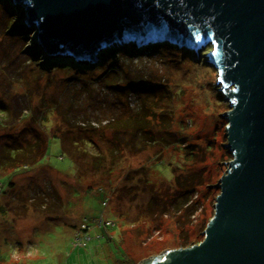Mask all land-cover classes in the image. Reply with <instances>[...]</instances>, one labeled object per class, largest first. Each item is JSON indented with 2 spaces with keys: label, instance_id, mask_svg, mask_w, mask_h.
<instances>
[{
  "label": "rangeland",
  "instance_id": "obj_1",
  "mask_svg": "<svg viewBox=\"0 0 264 264\" xmlns=\"http://www.w3.org/2000/svg\"><path fill=\"white\" fill-rule=\"evenodd\" d=\"M1 14L0 144L5 141V125H14V133L21 135L23 128L42 130L40 121H49L43 128L48 137L47 153L38 163L26 170H0V210L5 211L0 214L2 264H121L120 260L131 264L133 261L140 263L152 253L179 248L172 225L151 230L141 243L131 242L123 236L136 219V207L145 205L150 199L149 189L143 191L142 182L146 177L157 188L171 185L175 174L179 173L177 168L186 170L192 166L190 159L195 157L194 154L202 156V162L195 167L205 176L197 195L206 205V215L201 217L208 219L214 213L215 204H209L213 202V196L207 186L217 184L232 155L225 147L228 124L225 113L230 110V104L219 90L217 70L206 62L207 50L211 47L204 48L199 54L193 51L192 56L160 52L121 60L123 68L117 69L121 72L125 68L120 73L124 80L154 82L172 89L175 120L171 145L160 142L122 160L120 175L119 171L114 173L112 189L136 188L117 205L111 199L109 189L100 185L93 175L80 178L75 161L60 139L53 136L59 121L57 115L52 111L54 116H48L51 107L57 106L60 112L71 113L70 119L74 123L81 124L82 120L89 119L91 109H94L92 105L100 102L94 94L100 92L99 87L92 79L80 80L58 71L42 70L37 65L40 57L32 58L28 54L29 42L5 33L7 26ZM177 44H173L178 47L177 51L186 48ZM132 90L133 86L127 88L126 93ZM84 91L92 93V102L79 101V95ZM131 94L130 103L137 106L140 98ZM26 136L30 138L31 134ZM93 138L100 151H106L112 135L98 131ZM94 151L91 149L92 153ZM141 168L143 170L136 172ZM128 175L132 178H127ZM102 214L107 217L105 221L113 220L116 227L106 230L95 227L96 220L104 218ZM122 214H129L126 222L123 221L125 218H118ZM84 223L91 226L93 239L87 242V247H80L74 242V232L87 237L85 232L89 228L83 231ZM193 231L190 236L194 235ZM200 237L202 240L203 236Z\"/></svg>",
  "mask_w": 264,
  "mask_h": 264
},
{
  "label": "water",
  "instance_id": "obj_2",
  "mask_svg": "<svg viewBox=\"0 0 264 264\" xmlns=\"http://www.w3.org/2000/svg\"><path fill=\"white\" fill-rule=\"evenodd\" d=\"M50 56L92 60L119 42L170 41L218 72L232 160L204 238L138 264H264V0H12ZM213 185H208L211 187Z\"/></svg>",
  "mask_w": 264,
  "mask_h": 264
},
{
  "label": "trees",
  "instance_id": "obj_3",
  "mask_svg": "<svg viewBox=\"0 0 264 264\" xmlns=\"http://www.w3.org/2000/svg\"><path fill=\"white\" fill-rule=\"evenodd\" d=\"M0 12L5 26H7L5 33L10 37H18L28 41L30 44L27 49L28 54L32 58L40 57L37 65H40L42 70L58 71L80 80L92 79V82L99 87L100 92L94 94L98 96L100 102L97 101L92 105L94 109H91L92 113L89 119L82 120L81 124L74 123L70 119L71 113L60 112L57 106L51 107L52 110L48 111V116H54L51 114L52 111L57 115L59 121L53 131V136L60 139L64 148L75 161L77 172L81 175L80 178L93 175L94 178H97V182L100 181V185L109 189L111 199L117 205L121 204L124 196L131 195L136 187L133 189L127 187L112 189L114 173L119 171L120 175L119 168H121L120 164L124 158L135 156L144 148L147 149L148 146L152 147L160 142L171 145L172 136H174L175 112L172 105L174 104L175 93L164 84L154 82L147 84L131 78L124 80L120 77L123 69L119 72L117 68L120 66L123 68L121 65L123 59L132 60L160 52H168L174 55L182 53L185 56H192L193 50L185 48L177 51L176 45L164 40L149 41L141 43V45H136L133 42L114 43L102 49L90 61L74 57L50 56L39 44L35 26L26 21V13L22 5L15 4L12 0H0ZM210 50L211 48L207 52L209 53ZM131 86H133V90L126 93L127 88ZM131 93H135L140 98L137 106L133 107L130 103ZM92 100L94 99L89 91H84L79 95L80 102H92ZM4 111L6 112V110ZM46 121V119L40 121V126L44 128L49 123ZM43 128L42 130L23 128L22 134L17 135L14 133V125H5L3 129L5 141L0 144V170L3 172L20 168L26 170L37 164L46 155L48 149V137ZM98 131L100 134L109 132L112 135L106 151H100L94 141L93 136ZM27 133L31 134L30 138L26 136ZM160 134L164 135L160 136ZM126 135H129V138H126ZM91 149L96 150V152L92 153ZM193 156L195 157L190 159L192 163L190 168H186V170L177 168L179 173L175 174L174 182L171 185H162L161 188H157V185L149 183L147 175L145 176L146 179L142 182L143 191L149 189L150 199L145 205L136 207V219L131 223L128 231L124 230L126 235H122L123 237L131 242L141 243L146 235L151 233V230H161L164 226L172 225L180 247H188L202 241L200 236L204 238L203 233L214 213L208 219L201 217L206 215V205L198 199L197 195L199 194L198 187L204 184L205 176L202 171L195 167L202 162V156L197 154ZM139 170L143 169H138L136 172ZM127 178L132 177L128 175ZM208 189L211 191L210 196H213V202L209 204H215L219 190L215 188V185L208 187ZM56 196L61 199L59 194L56 193ZM134 196L135 194L132 197L134 198ZM33 204L36 205V203ZM3 212L5 211L0 210V214ZM128 216L129 214H122L118 218L121 220L125 218L123 221L126 222ZM102 217H104L103 214ZM105 218L107 217L100 219V221L96 220L97 225L95 227L101 230L111 227L106 225ZM110 221L113 222V220ZM86 227L84 230L89 228L87 231L89 239L85 242V246L80 247H87V242L93 239L90 235L91 226L87 224ZM192 229L195 233L190 236ZM74 239H76L75 232ZM74 242L79 246L76 240ZM121 256L124 258L123 254ZM120 261L121 264H126L125 260ZM131 264L138 263L133 261Z\"/></svg>",
  "mask_w": 264,
  "mask_h": 264
},
{
  "label": "built area",
  "instance_id": "obj_4",
  "mask_svg": "<svg viewBox=\"0 0 264 264\" xmlns=\"http://www.w3.org/2000/svg\"><path fill=\"white\" fill-rule=\"evenodd\" d=\"M86 225H87L86 223L83 224V230L87 228ZM106 225L107 226H116V224H114L112 221H107L106 222ZM80 232H81V235H82V230ZM85 233L87 234V232H85ZM75 237H76L75 240L77 241V243L79 244V246H85V244H86L85 242L89 239L88 236H87L88 237V239H87V237H85L84 235H83V237H81L80 235H78L76 233H75Z\"/></svg>",
  "mask_w": 264,
  "mask_h": 264
},
{
  "label": "clouds",
  "instance_id": "obj_5",
  "mask_svg": "<svg viewBox=\"0 0 264 264\" xmlns=\"http://www.w3.org/2000/svg\"><path fill=\"white\" fill-rule=\"evenodd\" d=\"M194 51V50H193ZM197 53V52H196Z\"/></svg>",
  "mask_w": 264,
  "mask_h": 264
}]
</instances>
